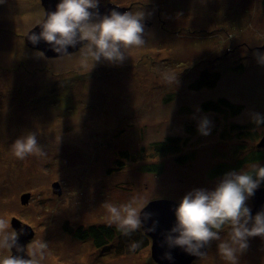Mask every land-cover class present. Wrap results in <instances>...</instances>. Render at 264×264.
<instances>
[{
    "label": "rangeland",
    "instance_id": "374dc122",
    "mask_svg": "<svg viewBox=\"0 0 264 264\" xmlns=\"http://www.w3.org/2000/svg\"><path fill=\"white\" fill-rule=\"evenodd\" d=\"M99 2L144 13L145 44L129 48L123 62H95L84 55L86 44L48 57L25 40L45 18L42 1L0 3V218L17 238L31 233L22 245L26 254L36 242L47 243L40 264H158L150 237L139 251L128 252L118 242L104 251L71 231L109 224L105 202H131L141 212L155 199L179 203L194 189L213 190L225 176L211 178L213 166L243 158L264 136V123H253L254 136L228 133L231 124L264 116V64L255 55L264 54V0ZM240 64L242 71L232 70ZM202 68L220 70L221 79L212 88L193 89ZM220 97L242 110L202 111V102ZM204 117L211 122L210 134L190 135L186 126L198 130ZM28 133L36 134L45 154L21 160L11 145ZM169 134L189 138L185 149L196 150L191 162L154 154L151 144ZM150 161L162 164L163 171L144 169ZM25 194L30 197L24 203ZM246 205L253 208L251 197ZM228 231L225 226L221 239H228ZM218 243L211 241L191 264H228ZM248 245L238 264H264V237H250ZM13 253L0 248V257Z\"/></svg>",
    "mask_w": 264,
    "mask_h": 264
},
{
    "label": "clouds",
    "instance_id": "9594fccd",
    "mask_svg": "<svg viewBox=\"0 0 264 264\" xmlns=\"http://www.w3.org/2000/svg\"><path fill=\"white\" fill-rule=\"evenodd\" d=\"M3 0H0L2 3ZM99 0H60L56 10L46 14L38 25L41 31L32 33L29 37L33 44L44 40L52 49L60 54L68 53L69 46L75 47L80 42L87 45L84 55H90L95 62L101 59L119 63L127 56V50L132 47H142L143 12H119L113 9L110 14L100 17ZM258 61L264 64V54L256 53ZM168 82L172 77L166 76ZM254 122L264 123V116L254 114ZM210 121L207 117L200 120L198 131L202 135L210 134ZM13 155L25 159L30 155L42 156V147L35 133H28L16 139L11 145ZM264 182V166L252 163L250 169L231 171L220 180L213 190L194 189L188 192L175 207L176 223L166 236L170 247L179 246L186 252L201 255L200 249L213 240L219 241L218 254L228 264H238V256L248 248L250 237H264V211L257 212L253 217L246 205L249 197ZM109 213V226L124 236H131L141 227L140 210L133 203L119 206L105 202L103 204ZM144 218H150L151 213L144 212ZM228 227V239H221L220 233ZM7 222L0 218V248L23 252V246L17 243V234L6 231ZM155 230L154 228L152 229ZM175 234V235H174ZM140 246L138 241L130 243L129 248L135 251ZM48 245L46 242H36L34 247L27 249L30 257L25 259L19 255L0 257V264H40L45 257ZM165 258L171 260V253H165Z\"/></svg>",
    "mask_w": 264,
    "mask_h": 264
},
{
    "label": "trees",
    "instance_id": "16d2710c",
    "mask_svg": "<svg viewBox=\"0 0 264 264\" xmlns=\"http://www.w3.org/2000/svg\"><path fill=\"white\" fill-rule=\"evenodd\" d=\"M243 68V64H240L237 65V67H233L232 70H238L239 72L242 71ZM221 74L222 72L218 69L202 68L197 73L195 81L191 84V87L196 90L205 87L212 88L221 79ZM200 106L202 111L214 113L216 112V114H236L242 110L241 105L235 104L225 97H220L217 100H206L202 102ZM253 123L255 122L248 124H231L228 133H237L238 135H240L239 137L244 135L254 136L255 132L251 133V131H249L252 129V127L255 128ZM185 129L190 135H195L198 132L197 128L193 125H187ZM247 140L248 139H245L244 141ZM188 141L189 138H182L178 135L169 134L162 140L153 142L151 144V147L155 155H160L163 157L172 156L176 163L186 164L188 162H191L196 156V150L185 149L188 145ZM124 156L127 159H131L127 154ZM142 157L145 158L144 156ZM246 163L250 165L252 163H260L261 166H264V147H260L257 144V147L254 148L253 151L251 150L250 152H248L243 158L234 160L233 163L220 161V163H217L213 166L209 176L211 178H213V176H223L231 171H234L237 168H241ZM119 165H124V162H119ZM144 165L145 166L143 168L148 170L149 172L161 173L163 171L162 164L157 162L150 161ZM262 185H264V182H261L260 186ZM71 233L75 236V238L79 240L83 238L90 239L93 241L96 247L104 246L105 249L112 245L111 242H118L121 243L120 246L122 248L125 247V250L128 252H133L129 248L130 243H132L133 241H138L140 244V246L135 251H139L140 249L145 248L151 242L149 236L141 228L133 232L131 236H124L120 231L116 229L114 225L109 226V224H93L88 226L87 228L78 226L74 231H71Z\"/></svg>",
    "mask_w": 264,
    "mask_h": 264
},
{
    "label": "water",
    "instance_id": "95a60500",
    "mask_svg": "<svg viewBox=\"0 0 264 264\" xmlns=\"http://www.w3.org/2000/svg\"><path fill=\"white\" fill-rule=\"evenodd\" d=\"M43 6L46 9V14L56 10L57 4L60 0H41ZM115 9L121 13L129 11V7L120 6L113 3H102L99 2L98 9H92L91 11L96 12L98 11L100 17L105 14H110V12ZM46 17V15H45ZM45 19V18H44ZM39 24V23H38ZM36 25L34 28L29 30L28 34L25 36L26 43L33 48H37L41 50L46 56L54 57L63 55L60 53L55 52L51 45L45 42L44 40H40L39 43L33 44L29 39L32 33H39L41 31V27ZM85 42L78 43L75 47L69 46L68 53L79 49L81 46L84 45ZM264 49V45L262 46ZM258 146L264 147V136L261 138ZM55 191L60 192V185L58 182L54 183ZM30 195L25 194L22 197V201L25 203L29 200ZM251 200L253 203V208L251 209V214L257 213L260 211H264V187H259L255 190L253 196H251ZM179 203L172 199H155L150 201L140 212L142 224L141 227L143 231L152 239V257L158 264H191L193 260L198 258L199 256L203 255L209 244H206L203 248L200 249L201 255L190 254L186 252L183 248L179 246L170 247L166 241V236L171 231L173 226L176 223L175 217V207H177ZM144 212L151 213V217L145 219ZM17 220H13L14 226H16ZM18 228V226H17ZM155 229L154 231L152 229ZM31 233H28L26 238L29 239L31 237ZM30 235V236H29ZM175 235V234H174ZM26 238H17V243L22 246L26 245L27 240ZM13 255L22 256L25 259H29L30 257L26 254L25 251L18 252L16 247L12 248ZM165 253H171L172 259L169 260L165 258Z\"/></svg>",
    "mask_w": 264,
    "mask_h": 264
},
{
    "label": "flooded vegetation",
    "instance_id": "af4514ba",
    "mask_svg": "<svg viewBox=\"0 0 264 264\" xmlns=\"http://www.w3.org/2000/svg\"><path fill=\"white\" fill-rule=\"evenodd\" d=\"M82 48V47H81ZM81 48H79V49H81ZM260 187H264V185H262V186H260ZM252 201V200H251ZM253 204V203H252ZM252 215H256V213H253ZM81 240H85L84 238L83 239H81ZM104 247V246H103ZM106 249H105V247H104V251H105Z\"/></svg>",
    "mask_w": 264,
    "mask_h": 264
}]
</instances>
